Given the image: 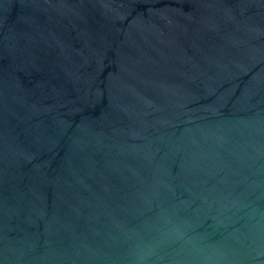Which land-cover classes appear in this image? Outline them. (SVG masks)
Listing matches in <instances>:
<instances>
[{"label":"water","instance_id":"1","mask_svg":"<svg viewBox=\"0 0 264 264\" xmlns=\"http://www.w3.org/2000/svg\"><path fill=\"white\" fill-rule=\"evenodd\" d=\"M0 264H264V0H0Z\"/></svg>","mask_w":264,"mask_h":264}]
</instances>
